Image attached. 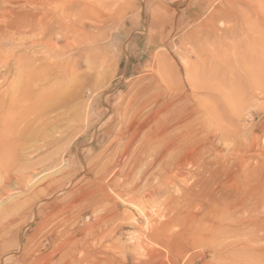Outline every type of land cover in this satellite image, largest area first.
<instances>
[{"label":"rangeland","instance_id":"1","mask_svg":"<svg viewBox=\"0 0 264 264\" xmlns=\"http://www.w3.org/2000/svg\"><path fill=\"white\" fill-rule=\"evenodd\" d=\"M54 1L0 0V50L13 52L10 69L0 74V92L7 98L0 111L9 108L10 99H19L30 87L34 89L38 83L34 77H47L56 70L62 75L39 83L45 88L41 94L58 88L77 93L57 112L44 114L41 123L31 116L24 124L26 127L29 119L30 123L31 118L35 120L30 136L21 139L25 144L17 151L20 158L36 165L28 174L31 188L12 197L30 199L31 189H40L42 181L60 179L61 190L44 195L33 211L38 213L51 201L61 202V206L31 238V224L23 223L30 212H23L10 228L24 226L23 245L16 248L9 243L4 253H16V257L3 264H34L31 260L39 253L60 246L64 232L92 224L95 214L115 217L118 223L114 224L113 239L117 249L124 250L129 264H264V0ZM55 3H60L56 13L62 27L57 32L49 31L43 42L32 43L34 35L23 29L2 34L12 22L30 21L33 12H38L35 18L48 12L52 21L50 9ZM49 38L58 50L47 45ZM214 48L221 56L219 91L187 86L185 98L174 106L180 110L194 98L197 104L211 108L218 100L221 116L217 123L209 121L204 127L198 119L191 120L197 133L192 142L197 143L195 140L210 132L201 147L202 164L195 169L184 165L183 176L157 196L155 204L160 205L162 218H155L158 223H154L160 232L151 244L152 259L141 257L131 249V235L137 229L120 219L126 206L116 199L118 190L113 185L67 206L80 194L91 192L97 181L109 182L112 170L104 172L102 168L118 147L115 137L124 130L133 109L159 90L150 85L154 77L150 68L156 63L162 65L175 84L185 82L186 69L192 74L204 69L207 76L216 62ZM213 82L208 79V83ZM36 101L37 97H32L28 102L35 105ZM128 102L132 105L122 120ZM10 110H15L13 105ZM108 111L115 114L110 120ZM178 125L174 123L169 131L177 132ZM216 131L220 134L218 141L211 137ZM78 155L83 156V163ZM53 160L56 166L50 163ZM159 164L147 167L133 189L135 196L156 184L161 173ZM124 168L125 163L119 169ZM6 202L5 198L0 201V209L7 207ZM51 230L55 234L52 240L48 238ZM107 242L111 241L103 245ZM137 257L141 260L136 261Z\"/></svg>","mask_w":264,"mask_h":264},{"label":"bare ground","instance_id":"2","mask_svg":"<svg viewBox=\"0 0 264 264\" xmlns=\"http://www.w3.org/2000/svg\"><path fill=\"white\" fill-rule=\"evenodd\" d=\"M58 5L60 6V3L56 4L55 8L50 9L52 11L51 14L53 15V17H51L52 21L48 19V12L41 13L37 18L35 17L38 12H33L30 21L27 23L25 21H22V23L12 22L5 27L2 34L6 35V31L9 30L17 31L18 29H23L24 32H30L34 35L32 43L43 42V38H46L49 31L57 32V30L62 27V22L59 21V17L56 13ZM47 42V45L50 46V48H55L56 50L59 49L56 42H53L51 38H49ZM214 55L216 62L209 75L206 76V71L204 69L194 71L193 74L190 70L186 69L184 72L185 82H177L176 84L174 83L175 81L173 82V78L165 75L166 73L162 65L160 66L156 63L155 68H150L154 73L151 82L152 84L150 85L159 88V90L148 95L133 109L132 113L129 115L124 130L118 133L115 137V140L116 138L119 140L118 147L113 153L111 160L105 161L102 168L104 172L112 170L109 182L107 181L108 183H103V181H97L96 187L91 192L80 194V196L69 202L67 206L72 207L85 197L89 198L92 194H100V192L105 189V186L107 189H111V185H113L114 190H118L115 192L117 197L115 198L120 200L122 204L126 206V210L120 219L128 225H134L135 229H137L136 233L134 235L132 233L131 235V249L136 253L141 254V257L152 259L151 253L153 252V246L151 244L154 243L153 241L157 238L156 236L160 232L155 225V223H158L155 222V220L160 217L162 218V211L159 209L160 205L155 204L157 196L162 193L166 186L172 184L173 181H176L179 177L181 178V176H183L182 169L184 165L195 169L202 164L200 158L201 147L210 138V132H206L207 134L202 138L200 136L198 140H195L198 141L197 143L192 142L191 139H193L197 133H195L194 128L191 127V120L198 119V124L201 125V127H204L209 121L217 123L221 116L218 100L211 108L206 107V105L197 104L198 100L194 98L191 104L183 106L180 110L176 109L178 105L174 106L178 100L185 98L187 86L197 90L211 89L213 91H219L221 80L218 76L221 56L215 48ZM12 57L13 52L0 50V74L5 68L10 69L9 62L12 60ZM17 59L20 61L19 58ZM185 65H187L186 61ZM61 75L62 73L59 70H56L51 72L50 75H47L48 78L44 74L39 78L34 77V80L38 81V83H35L34 85L35 88L31 89L30 87L19 99H10L8 101L9 108L6 111H0V201L4 198L7 200V207L0 209V264L11 262L16 257V253L6 255L4 249H6L8 245L11 246L9 243H12V246H15L16 248L22 247V239L24 237L22 230L24 226L31 224L32 227L29 231V237H33L48 218L58 212L61 206V202L58 203V201H51L38 213L33 211L34 205L43 201L44 195H48L52 191L55 193L61 190L60 179L42 181L40 189H31L30 199L20 201L13 199L14 196L12 197L14 194H21L31 188V178L28 177V174L36 165L35 162H28V159L25 160V157L20 158L17 150L25 144L24 141L21 142V139L30 136L29 132H31L32 124H34L33 122L35 120H39L41 123L44 114L46 115L47 113L57 112L61 107L71 102V100L77 95L75 90L72 93H65V89L60 91L59 88L54 90L51 89L47 94H44L45 92L41 94V90H45V88H41V84L39 83H43L49 78H58ZM1 77L3 79L6 78L3 76ZM208 79H211L214 82L208 83ZM12 82L13 81H9V83ZM31 85L33 84L31 83ZM12 86L13 85L10 87ZM143 88H140V90ZM7 89L9 88L7 87L5 90ZM0 96L3 98L0 101L1 108L7 101V98L5 97L6 93L1 94L0 92ZM212 96L215 97L216 94ZM32 97H37V104L36 102L35 105L28 102ZM216 98L218 99V97ZM131 102H128L124 112L121 113L122 120H124L127 109L132 105ZM50 103L51 105H49ZM12 105L15 110L11 111L10 109H12ZM108 112H110L108 115V120H110L115 114L111 111ZM31 116H33L35 120H32L31 118L32 123H30L29 119L30 125L25 127V122ZM71 119H74L73 116ZM40 123H38V125ZM174 123L177 125L179 124L175 127L177 132L169 131ZM196 126L198 127L197 123ZM218 131L212 133L211 136L215 141L219 140L218 137L220 134ZM135 142H137V145L133 149V153L129 155ZM128 156L130 157L128 158ZM127 158L128 160L126 161ZM78 159L80 163H83L82 155H78ZM53 162L54 160L52 162L50 161V163ZM156 162H160L158 169L161 173L159 174L158 181L143 195L135 196L133 189L136 186L138 179L143 177L147 167L154 165ZM124 163L126 168L119 169ZM53 166H56V164ZM141 166H143L141 170L136 171V168H140ZM173 167L176 168L175 171L173 170ZM104 172H100L97 179L100 180ZM116 177L121 178L113 183V180ZM179 181H181V179ZM93 200L91 202H95ZM27 210L30 212V215L28 216V219L23 222L24 226L21 228L17 226L14 230L10 229L12 224L20 219V215ZM113 218L115 217L110 214H95L93 218L94 222L92 224L89 223L88 226L86 225V227L77 229L74 232H64L65 239L59 244L60 246L56 250H51L49 253H39L37 257L34 256L35 258L31 261L34 264H52L53 261H57V263L60 264H82V262H85L84 264H129L130 262L127 261L128 259L123 253L124 250H118L117 248H119V246L117 245V241L113 239L115 236L114 227L116 226H114L116 222ZM161 221L163 222L164 219ZM142 224L144 227H142ZM6 228H9V230L4 232V229ZM161 229L164 230V228ZM54 237V231L51 230L48 234V238L52 240ZM145 240L150 243L145 245ZM105 241L111 242H107L103 245ZM96 243L99 245L98 247H95ZM40 244H37L38 247H40ZM101 246L103 247L100 249ZM103 253H108L111 257L107 258ZM134 259H136V261L141 260L140 257Z\"/></svg>","mask_w":264,"mask_h":264}]
</instances>
